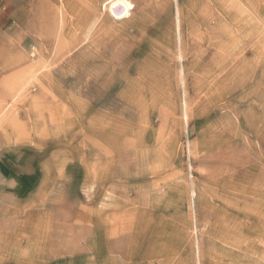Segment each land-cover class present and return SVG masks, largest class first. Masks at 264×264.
I'll use <instances>...</instances> for the list:
<instances>
[{
  "label": "rangeland",
  "instance_id": "rangeland-1",
  "mask_svg": "<svg viewBox=\"0 0 264 264\" xmlns=\"http://www.w3.org/2000/svg\"><path fill=\"white\" fill-rule=\"evenodd\" d=\"M105 1L0 0V264H264V0Z\"/></svg>",
  "mask_w": 264,
  "mask_h": 264
},
{
  "label": "bare ground",
  "instance_id": "bare-ground-1",
  "mask_svg": "<svg viewBox=\"0 0 264 264\" xmlns=\"http://www.w3.org/2000/svg\"><path fill=\"white\" fill-rule=\"evenodd\" d=\"M107 5H109L110 6V8L112 9V8H116L117 6H120V7H123L124 8V14H127L128 13V11H129V9H131V5L130 4H127V2H123V0H107V1H105L104 3H103V7H106ZM109 8V9H110ZM122 9V8H121ZM115 12V11H114ZM113 13V12H112ZM117 15V14H116ZM123 16H119V17H117L118 19H120V18H122ZM227 75V74H226ZM225 75V76H226ZM228 77V76H227ZM208 81H209V79H208ZM261 84V83H260ZM138 87V86H137ZM136 87V88H137ZM257 87V86H256ZM139 88V87H138ZM237 88H239V87H237ZM239 91V90H238ZM230 93V92H229ZM206 102H208V101H206ZM207 104V103H206ZM237 112V111H236ZM238 114V113H237ZM224 116V115H223ZM222 119V118H221ZM221 119H220V121H221ZM225 120V119H224ZM219 125V124H218ZM232 128V127H231ZM225 131V130H224ZM225 138V137H224ZM75 181V180H74ZM235 184V183H234ZM233 190V189H232Z\"/></svg>",
  "mask_w": 264,
  "mask_h": 264
}]
</instances>
